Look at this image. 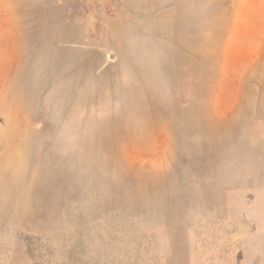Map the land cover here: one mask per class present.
<instances>
[{
  "label": "rangeland",
  "instance_id": "374dc122",
  "mask_svg": "<svg viewBox=\"0 0 264 264\" xmlns=\"http://www.w3.org/2000/svg\"><path fill=\"white\" fill-rule=\"evenodd\" d=\"M131 1L0 0V264H249L234 249L192 258L184 224L158 204L112 214L121 205L111 201L112 215L99 216L105 185L92 182V166L101 173L122 144L131 155L170 145L186 89L177 99L172 85L187 75L171 68L197 63L172 38V20L207 12Z\"/></svg>",
  "mask_w": 264,
  "mask_h": 264
},
{
  "label": "crops",
  "instance_id": "0c3cea01",
  "mask_svg": "<svg viewBox=\"0 0 264 264\" xmlns=\"http://www.w3.org/2000/svg\"><path fill=\"white\" fill-rule=\"evenodd\" d=\"M122 1L123 9L130 10L132 1ZM177 1L171 0L172 7ZM184 4L177 6L207 12L201 19L172 20V38L179 36L187 44L182 55L197 63L171 68L187 75L172 85L177 99L180 84L186 89L182 112L172 114L170 145L159 144L148 155L139 144L131 155L122 144V155L108 157L101 173L95 174L92 166V182L100 176L106 181L101 180V192L108 210L99 216L111 214V201L121 205L112 214L131 204L146 214L148 204H158L172 224H184L192 258L198 249L224 255L235 250L245 263L264 264V0ZM211 8L223 10L211 17ZM159 21L155 25L162 31ZM135 27V19L124 16V30L131 34ZM139 33L141 40L142 28Z\"/></svg>",
  "mask_w": 264,
  "mask_h": 264
}]
</instances>
